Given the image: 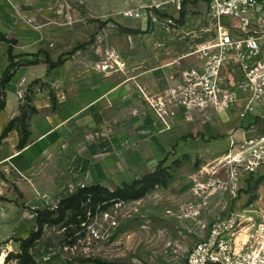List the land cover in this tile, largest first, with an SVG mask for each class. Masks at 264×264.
<instances>
[{"label":"rangeland","instance_id":"374dc122","mask_svg":"<svg viewBox=\"0 0 264 264\" xmlns=\"http://www.w3.org/2000/svg\"><path fill=\"white\" fill-rule=\"evenodd\" d=\"M130 7L147 17L124 15ZM166 16L174 18L169 29ZM206 27V37L193 36ZM212 29L206 5L193 0L179 9L173 0H0V30L15 39L12 59L0 40V100L14 94L19 109L8 139L0 136V232L11 229L0 238V264H185L202 222L253 201L264 207V167L233 180L230 163L217 160L231 137L264 129L187 109L166 88ZM59 57L50 68L46 59ZM98 75L108 76L107 93L81 92L93 100L73 112L58 106L55 90ZM121 79L125 88L113 90ZM41 95L49 105L37 108ZM21 113L29 138L19 148ZM147 174L137 195L88 194L58 208L79 187L114 190ZM45 208L56 211L39 226Z\"/></svg>","mask_w":264,"mask_h":264},{"label":"built area","instance_id":"2783aa9c","mask_svg":"<svg viewBox=\"0 0 264 264\" xmlns=\"http://www.w3.org/2000/svg\"><path fill=\"white\" fill-rule=\"evenodd\" d=\"M173 1L179 9L184 0ZM203 1L213 21V36L193 48L196 64L181 72L180 82L168 94L179 96L187 109L234 111L235 127L264 129V0ZM124 15L147 17L140 7H130ZM149 16L157 20L154 14ZM161 22L169 29L174 18L166 16ZM210 29L193 36L206 37ZM229 144L228 152L217 160L230 163L226 171L233 180L264 167V130L231 137ZM235 189L232 185L231 191ZM262 204L249 202L202 222L205 229L196 232L185 264H264Z\"/></svg>","mask_w":264,"mask_h":264},{"label":"crops","instance_id":"0c3cea01","mask_svg":"<svg viewBox=\"0 0 264 264\" xmlns=\"http://www.w3.org/2000/svg\"><path fill=\"white\" fill-rule=\"evenodd\" d=\"M196 2L198 4L200 3H204L206 5V2L203 0H196ZM206 9H207V5H206ZM197 60L195 58V56H190L189 58H182L179 61V65H177V67L175 66L172 71L170 72V78L168 81V84L166 86V88H170L175 86L176 84H178L180 82L181 79V72L184 71L185 69H187L188 67L196 64ZM153 76L157 77V72L153 73ZM154 79V78H153ZM158 79H161V77H158ZM108 76L107 75H98L97 77H92L91 79H86V78H79V81L72 84L69 83L68 84V88L67 91L62 89L60 90H55L56 92V98L58 101V106L61 109H64L66 112L69 111H76L79 110L82 106H85L88 103H91V101L93 100H89L87 102H83L82 98H81V92L83 91H87V90H92V89H99V93L100 94H105L108 92ZM54 84L56 83L55 81ZM114 89L113 90H123L125 88L124 85V81L119 80L115 85H114ZM85 88V89H84ZM99 97V96H98ZM15 95L14 94H8L7 93V98H6V102H5V107L3 110L0 111V127L3 125H6V123L8 122L9 119H11L15 114H17V112L19 111L18 109V102L15 99ZM49 97L47 95H41L40 97L37 98L36 100V106L37 108H43L46 105H49ZM100 98H102V96H100ZM215 112V111H214ZM217 117H222V118H226L224 120L225 123H228V125L230 124L231 127L233 126V121L230 122L228 119V113L224 112V111H220V112H215ZM202 121H200L201 123ZM200 123H198L199 126L201 125ZM202 124L204 126H209L207 123L202 122ZM234 127V126H233ZM12 134V133H11ZM32 136H31V140H34V136L33 133L31 132ZM7 137H9L7 134L3 137V140L8 139ZM15 139V138H13ZM18 141V138H17ZM218 216V215H217ZM216 217V216H213ZM212 217V218H213ZM211 218V219H212ZM11 233V229L9 227H3L2 231L0 232V238L4 239L6 238V236L8 234Z\"/></svg>","mask_w":264,"mask_h":264},{"label":"trees","instance_id":"16d2710c","mask_svg":"<svg viewBox=\"0 0 264 264\" xmlns=\"http://www.w3.org/2000/svg\"><path fill=\"white\" fill-rule=\"evenodd\" d=\"M188 1V0H184L183 2ZM193 2H196V0H193ZM183 17V11L180 12V18ZM0 40H4L9 42V47H8V53H9V58L12 59L13 55L11 54V46L12 44L15 42V39H10L6 36V34H4L1 30H0ZM48 66L50 68L56 67L57 65H59L62 61V59L59 57L57 60L52 61L50 59H46ZM3 79H2V84H4V82L7 80V73L5 72ZM1 80V79H0ZM54 100V99H53ZM5 101L0 100V110L3 108ZM23 113H21L20 117L22 118L21 121V126H20V138L17 144V147L21 148L23 147L29 138V130L26 126V124L23 122L24 119V115L22 116ZM19 117H13L11 120H9V122L6 124V126L3 128L0 136L4 137L12 128L13 123L18 120ZM158 169L159 167L155 168L154 170V174L158 173ZM151 174H147L144 175L142 178H135L133 179L131 182L129 183H124L122 186L116 187L114 190H110L109 188L101 185V184H92V185H87V186H83V187H79L75 192H73L72 194H70L69 196L62 198L59 203H58V208L60 210V212H62V207L66 204H80V202L84 199L85 196H87L88 194H91V196H93L96 199H109L112 196H116L118 194H122V193H133L132 195H137L136 193V186L139 183H142L144 181L147 180V178L150 176ZM56 211V209H42L37 211V224L39 226H41V222H42V217L44 216H49L51 214H53ZM33 234V233H32ZM27 241V240H26ZM25 241V242H26ZM99 264H112V263H104L102 261H97Z\"/></svg>","mask_w":264,"mask_h":264}]
</instances>
